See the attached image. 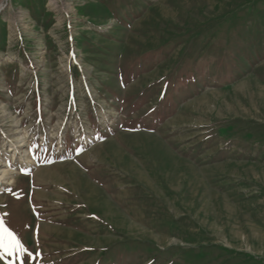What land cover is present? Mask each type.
Wrapping results in <instances>:
<instances>
[{
	"label": "rangeland",
	"instance_id": "374dc122",
	"mask_svg": "<svg viewBox=\"0 0 264 264\" xmlns=\"http://www.w3.org/2000/svg\"><path fill=\"white\" fill-rule=\"evenodd\" d=\"M3 168L0 264H264V0H0Z\"/></svg>",
	"mask_w": 264,
	"mask_h": 264
},
{
	"label": "snow or ice",
	"instance_id": "6c2138e0",
	"mask_svg": "<svg viewBox=\"0 0 264 264\" xmlns=\"http://www.w3.org/2000/svg\"><path fill=\"white\" fill-rule=\"evenodd\" d=\"M0 248H3L9 255L17 252L22 254L27 251L24 245L21 244L20 239L17 238V235L8 227H3L0 230Z\"/></svg>",
	"mask_w": 264,
	"mask_h": 264
},
{
	"label": "bare ground",
	"instance_id": "6f19581e",
	"mask_svg": "<svg viewBox=\"0 0 264 264\" xmlns=\"http://www.w3.org/2000/svg\"><path fill=\"white\" fill-rule=\"evenodd\" d=\"M5 112H6V110L2 111V113H5ZM18 139H19V140H22L23 137H22V136H21V137L19 136ZM16 142H18V140H16L15 143H16ZM10 149H12V148H10ZM0 175H1L0 179H2V180L8 179V180L5 182L6 184L11 185V184L13 183V181L11 180L12 178L10 177L9 170H7L6 168H3V169L1 170ZM11 175H12V174H11ZM8 177H9V178H8Z\"/></svg>",
	"mask_w": 264,
	"mask_h": 264
}]
</instances>
